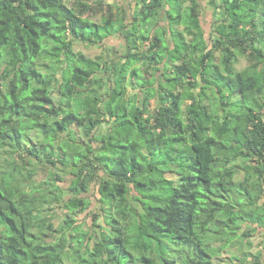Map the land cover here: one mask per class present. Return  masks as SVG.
Masks as SVG:
<instances>
[{"label":"trees","instance_id":"trees-1","mask_svg":"<svg viewBox=\"0 0 264 264\" xmlns=\"http://www.w3.org/2000/svg\"><path fill=\"white\" fill-rule=\"evenodd\" d=\"M135 1L128 20L105 0H0V264H213L212 239L264 226V0H211L210 42L199 0ZM116 32L118 59L74 48ZM33 159L73 176L58 227L38 212L62 186L34 181ZM99 175L92 236L72 214Z\"/></svg>","mask_w":264,"mask_h":264},{"label":"rangeland","instance_id":"rangeland-1","mask_svg":"<svg viewBox=\"0 0 264 264\" xmlns=\"http://www.w3.org/2000/svg\"><path fill=\"white\" fill-rule=\"evenodd\" d=\"M65 1L67 4L72 5L74 0H65ZM95 1L97 0H92V2L94 3ZM105 1L111 3H118V0H105ZM199 1L201 4L200 18H201L202 28L206 40L210 42L211 36L214 35L215 33V31H213L212 25L218 22L222 17V15L218 9L216 8L214 9L211 0H199ZM135 6L137 7V5ZM90 17L95 22L102 21V15L100 13H93L90 15ZM159 25L161 27L167 28L168 24L165 17H162ZM117 37L122 39V37L119 34H114L106 37L103 41L99 42V44H90L81 41H75L74 48L78 51L84 52L88 57L91 58L101 57L103 61L109 62L111 57H115L116 59H118L120 56L126 53V48L123 51L121 45L117 43ZM169 41L170 43H172L171 37H169ZM220 58H221V51L216 50L215 55L211 61L215 63H220L221 61ZM248 65H249L248 57L244 54L242 55L239 54L236 67L238 69H243ZM125 73L126 76H128L127 71ZM106 76H108V73H106ZM0 81H2L1 77H0ZM57 94L58 93H55V95L58 97ZM138 95L140 97L141 92H139ZM73 129L77 130L75 126L73 127ZM39 138H41L40 133L33 134L34 141H37ZM77 138L78 140H82V138H85V136L83 135L82 132H80ZM94 145L99 146L101 145V143L95 141ZM51 156L53 157L55 162L59 161L58 154L56 155L53 154ZM7 157L5 156V152L0 155V164L3 165L4 168L8 166L5 160V158ZM24 161H25L24 159L20 158L16 162L17 164L24 166ZM32 162L34 163H31V165L26 167V169L36 168L37 173L33 176L34 181L41 182L42 184H44V182H47L48 187H50V185L52 186L54 182L55 183L58 182L62 186L63 192L61 193V196L63 195V197H61L62 199L60 198L61 200H63L62 204L59 205L57 202L44 203L43 206L40 207V210L38 212L39 215H41V217L46 218V220H48L49 223L54 222L55 225L58 227L64 223V219L66 218V214H67V210L64 208L63 205L71 197L75 196L71 194L69 190H67L73 176L67 172V168H65L64 165L58 163L54 165L52 163L47 162V160L45 159L43 161L33 159ZM99 173L102 176H106V174L103 171H99ZM101 175L97 176V178L91 183L87 192H84L79 195L90 201V206L88 207V209L78 214H72V216H74L77 219L78 223L83 225V228L85 230L90 231L92 236L101 235L102 232V228L100 227L101 219L99 218V216L95 217V215L99 213V208L101 204L99 202V193L97 191L98 181ZM243 178H244V171H240L239 173H237L235 180L242 181ZM262 201L263 200H260V202ZM243 204H246V202H244ZM243 215L246 214L243 213ZM236 220L239 221L240 223L242 217L236 218ZM244 222L245 220H242V223ZM243 232L248 233V235L243 236L242 235ZM239 233L240 236L234 238L230 242L227 241L229 236L228 232L224 233L222 237H216L211 240L210 244L214 251L213 264H253V260L257 255L260 256L262 260V264H264V226L257 227L256 230H252L248 223H244ZM93 244H94V240H92L91 242L92 246Z\"/></svg>","mask_w":264,"mask_h":264},{"label":"crops","instance_id":"crops-1","mask_svg":"<svg viewBox=\"0 0 264 264\" xmlns=\"http://www.w3.org/2000/svg\"><path fill=\"white\" fill-rule=\"evenodd\" d=\"M111 3V2H110ZM116 4H118V5H120V6H123L124 7V9H125V15H126V17L128 18V20H132V17H133V14L135 13V11H136V9L135 8H137L135 5H137V2L135 1V0H118V3H116ZM216 18V17H215ZM201 19V18H200ZM218 23L216 22V23H214L212 26H213V31L215 30V27H216V25H217ZM114 34H119L121 37H122V39L121 38H118L117 37V43L119 44V45H121V48L123 49V51H124V49L126 48V50H127V41L125 40V38H124V36L120 33V32H116V33H114ZM113 34V35H114ZM121 49V50H122Z\"/></svg>","mask_w":264,"mask_h":264}]
</instances>
